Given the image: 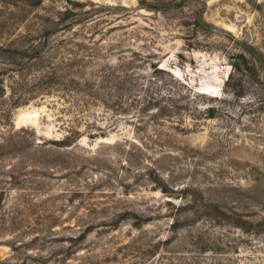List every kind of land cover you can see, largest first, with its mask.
<instances>
[{"label":"rangeland","instance_id":"1","mask_svg":"<svg viewBox=\"0 0 264 264\" xmlns=\"http://www.w3.org/2000/svg\"><path fill=\"white\" fill-rule=\"evenodd\" d=\"M14 31L70 78L0 98V264H264V0H0Z\"/></svg>","mask_w":264,"mask_h":264},{"label":"trees","instance_id":"2","mask_svg":"<svg viewBox=\"0 0 264 264\" xmlns=\"http://www.w3.org/2000/svg\"><path fill=\"white\" fill-rule=\"evenodd\" d=\"M49 22L54 23L53 20L45 18L42 22L28 24L35 26L37 30ZM57 53L55 49L44 48L38 34L14 31L0 35V98L7 91L16 96L12 104L3 110L5 115L9 116L14 107L27 104L35 98L31 95L34 90L29 88L33 80L51 83L63 76L70 78V70L60 71L59 62L62 59L56 56ZM71 79L74 80L73 77ZM5 81H9V84L6 85Z\"/></svg>","mask_w":264,"mask_h":264}]
</instances>
